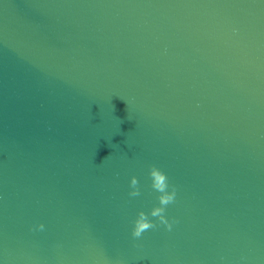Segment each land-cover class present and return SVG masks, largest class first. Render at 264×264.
<instances>
[{"label":"water","instance_id":"95a60500","mask_svg":"<svg viewBox=\"0 0 264 264\" xmlns=\"http://www.w3.org/2000/svg\"><path fill=\"white\" fill-rule=\"evenodd\" d=\"M0 264H264V0H0Z\"/></svg>","mask_w":264,"mask_h":264},{"label":"clouds","instance_id":"9594fccd","mask_svg":"<svg viewBox=\"0 0 264 264\" xmlns=\"http://www.w3.org/2000/svg\"><path fill=\"white\" fill-rule=\"evenodd\" d=\"M149 176L152 180V188L160 193L158 197L159 206L154 207L150 213H146L144 211H140L138 213L132 230V236L134 238H140L145 231L157 227L156 223L149 219V216L158 218L160 224L165 225L169 231L172 230L173 223L175 222H170L165 213L167 206L175 203L177 189L175 186H171V191H169L170 183L167 174L155 165L151 166ZM130 188L132 189L129 193L131 197H137L141 195L139 180L137 177H132ZM38 227L39 230H44L45 226L40 224Z\"/></svg>","mask_w":264,"mask_h":264}]
</instances>
